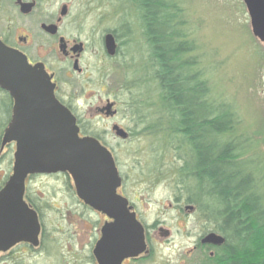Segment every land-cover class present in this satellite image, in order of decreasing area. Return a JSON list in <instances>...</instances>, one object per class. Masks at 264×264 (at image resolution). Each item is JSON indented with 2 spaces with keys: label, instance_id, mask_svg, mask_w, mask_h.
Masks as SVG:
<instances>
[{
  "label": "flooded vegetation",
  "instance_id": "af4514ba",
  "mask_svg": "<svg viewBox=\"0 0 264 264\" xmlns=\"http://www.w3.org/2000/svg\"><path fill=\"white\" fill-rule=\"evenodd\" d=\"M136 19L149 53L143 79L158 89L150 32L145 33L132 0H0V70L5 69L0 72V264H149L153 258L156 231L162 229L145 222L114 147L83 120L80 104L90 95L109 93L111 75L126 77L135 69ZM127 108L136 125L144 106H137L133 96ZM118 112L116 102L106 98L91 116L101 124L102 135L126 142L129 133L121 126L103 124ZM161 113L165 121L168 112ZM68 115L79 139H95L112 158L120 185L112 198L97 199L114 213L121 199L126 201L125 209L142 230L140 253L120 221L79 196L93 193L95 176L73 173L68 163L64 170L47 171L56 168L47 147L56 134L68 136ZM116 128L125 139L117 137ZM92 161L97 170L104 168L96 151ZM43 181L60 184L59 192L39 191ZM188 210L197 212L195 206Z\"/></svg>",
  "mask_w": 264,
  "mask_h": 264
},
{
  "label": "rangeland",
  "instance_id": "374dc122",
  "mask_svg": "<svg viewBox=\"0 0 264 264\" xmlns=\"http://www.w3.org/2000/svg\"><path fill=\"white\" fill-rule=\"evenodd\" d=\"M180 1L182 14L174 23L195 45L194 52L187 57L198 62V69L204 71L212 97L226 100L233 107L237 117L236 136L241 141L249 140L248 157L262 163L256 168L264 173V44L253 37L242 0ZM135 27L136 34L132 37L135 69L130 71L128 67L131 73L126 77L115 74L111 78V75L109 93L93 94L81 102V110L86 111L83 120L114 147L120 169L131 185L132 196L140 201L138 207L145 222L162 229L164 235L156 231L159 241L149 264H199L202 258L199 241L208 235L211 227L196 211L188 210L194 206L186 203L192 182L183 183L179 175L181 158H185L187 150L172 148L179 144L169 136L176 129L169 118L165 117V121L159 118L157 88L143 79L148 75L143 68L149 53L137 19ZM92 89L96 91L94 86ZM133 96L137 106H144L143 118L137 117L136 125L127 111ZM106 98L116 102L119 112L116 118L103 124L121 126L129 133L126 142L113 135H102L101 124L92 119V112ZM59 187L54 182L38 183L41 192L58 193ZM58 197L62 195L57 194ZM57 198L50 202L56 204ZM68 264H87V261H68Z\"/></svg>",
  "mask_w": 264,
  "mask_h": 264
},
{
  "label": "trees",
  "instance_id": "16d2710c",
  "mask_svg": "<svg viewBox=\"0 0 264 264\" xmlns=\"http://www.w3.org/2000/svg\"><path fill=\"white\" fill-rule=\"evenodd\" d=\"M132 1L158 63L159 118L167 110L176 129L169 136L179 143L172 148L187 150L179 169L183 183L192 182L186 203L211 227L208 235L223 240L213 247L200 244L199 264H264V173L256 168L262 163L248 157L249 140L236 136L233 107L212 97L204 71L187 57L194 42L174 23L181 1Z\"/></svg>",
  "mask_w": 264,
  "mask_h": 264
},
{
  "label": "water",
  "instance_id": "95a60500",
  "mask_svg": "<svg viewBox=\"0 0 264 264\" xmlns=\"http://www.w3.org/2000/svg\"><path fill=\"white\" fill-rule=\"evenodd\" d=\"M242 2L249 16L251 33L253 37L264 44V0H242ZM4 71L5 69L0 70V72ZM68 119V136L63 135L62 133L56 134V137L52 139V147H47V154L51 157V163H53V165L56 167L48 169L47 171L56 172L60 169L64 170L68 163V169L73 173H84L87 176H95V180L93 182V193L86 194L83 192L79 196L81 198L83 197L85 201L94 208L104 209L103 211H105L110 217L120 221V229L122 232L125 233L127 232L126 230H128L129 236H127L126 239H131L136 250V254L140 253V251L143 249L142 230L134 221V216L129 214L125 209L126 201L121 199L120 209L117 211L115 210L114 213L113 210L105 209L103 205H100L97 199L98 197L99 199L105 197L107 200L112 198L116 188L120 185V179L114 167L112 158L95 139L89 137L79 139L77 135L78 129L75 126V120L69 117V115ZM14 125H16V120ZM115 131L117 137L121 139L126 138V134L122 130L116 128ZM93 151H96L101 157L102 161H104L103 169L97 170V167L93 166ZM97 161L100 163L99 159H97ZM17 167L18 163L16 162V173L18 170ZM222 242L223 240L215 234H209L201 241L203 245L209 244L213 246L222 244Z\"/></svg>",
  "mask_w": 264,
  "mask_h": 264
}]
</instances>
